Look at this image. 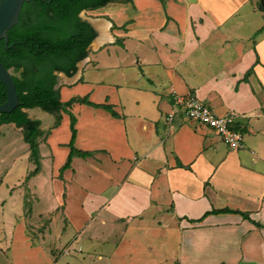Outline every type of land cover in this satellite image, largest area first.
<instances>
[{
  "label": "crops",
  "instance_id": "0c3cea01",
  "mask_svg": "<svg viewBox=\"0 0 264 264\" xmlns=\"http://www.w3.org/2000/svg\"><path fill=\"white\" fill-rule=\"evenodd\" d=\"M259 2L113 0L83 10L96 38L72 76L58 75L60 100L86 96L116 115L67 107L73 145L90 155L61 170L70 116L55 114L39 139V152L48 145V231L29 237L24 220L15 238L0 231L12 264H264ZM172 89L195 94L217 115L234 114L242 147L181 112L167 123ZM214 209L250 219L206 214Z\"/></svg>",
  "mask_w": 264,
  "mask_h": 264
},
{
  "label": "trees",
  "instance_id": "16d2710c",
  "mask_svg": "<svg viewBox=\"0 0 264 264\" xmlns=\"http://www.w3.org/2000/svg\"><path fill=\"white\" fill-rule=\"evenodd\" d=\"M111 1L113 0L26 1L22 5L17 23L7 31L8 48L0 40V62L12 75L20 102L11 112L0 114V125L11 123L22 128V139L28 146V160L34 166L27 174V179L41 170L39 139L44 134L40 121L30 118L27 109L39 107L55 113L57 120L61 110L69 114V153L61 170L70 166L75 155H90V152L74 147L75 117L66 108L76 102L85 103L103 107L116 115L111 105L91 102L86 96L73 97L62 102L60 88H55V72L72 76L77 70V63L88 56V46L96 36L94 28L80 18V12L102 7ZM259 8L264 13V4L259 2ZM5 99V85L0 81V103ZM224 212L240 213L244 218L250 219L247 213L229 209H214L206 214ZM198 220L200 219L196 221ZM253 223L260 226L257 222Z\"/></svg>",
  "mask_w": 264,
  "mask_h": 264
},
{
  "label": "rangeland",
  "instance_id": "374dc122",
  "mask_svg": "<svg viewBox=\"0 0 264 264\" xmlns=\"http://www.w3.org/2000/svg\"><path fill=\"white\" fill-rule=\"evenodd\" d=\"M81 16L89 17L85 11L81 12ZM92 45L93 42L88 46V51ZM58 79L61 80L60 76ZM77 92L83 95L82 89ZM60 95L63 98L62 91ZM27 114L30 118L40 121V128L44 134L56 119L55 113L39 107L28 109ZM63 114H65L63 118L69 116L67 112ZM21 132V127L11 123L0 125V231L3 230L6 235L13 232L12 237L15 238L19 231L17 225H20V220H24L26 234L29 237L37 234V239L48 231V158L45 156L48 145L45 142L40 144V153L43 156L42 172L31 177L32 179H27V174L34 166L26 159L28 146L23 141ZM2 243L0 239V250L1 247L4 250L0 251V264H12L10 249L7 251ZM44 244L48 248V235L44 239Z\"/></svg>",
  "mask_w": 264,
  "mask_h": 264
},
{
  "label": "built area",
  "instance_id": "2783aa9c",
  "mask_svg": "<svg viewBox=\"0 0 264 264\" xmlns=\"http://www.w3.org/2000/svg\"><path fill=\"white\" fill-rule=\"evenodd\" d=\"M171 91L173 109L165 115L167 123L170 124L174 115L181 112L187 120L213 130L230 148L242 147L243 133L234 127V114L217 115L205 100L198 98L195 94H178L174 89Z\"/></svg>",
  "mask_w": 264,
  "mask_h": 264
},
{
  "label": "water",
  "instance_id": "95a60500",
  "mask_svg": "<svg viewBox=\"0 0 264 264\" xmlns=\"http://www.w3.org/2000/svg\"><path fill=\"white\" fill-rule=\"evenodd\" d=\"M26 1L29 0H0V40L4 41L5 46H7L8 43L7 31L14 24L17 23L22 5ZM261 3L263 4L264 0H261ZM79 16L81 19L88 22L86 18L81 16V12ZM95 38L96 36L94 37V39ZM78 63H77V67H78ZM55 73L57 75L64 74L62 72H55ZM0 81L5 85V89H6V99L0 103V114H1V113L11 112L20 104V102L18 100V96L15 89V83L12 78V75L1 62H0ZM58 87H59V83L57 82L55 88L57 89Z\"/></svg>",
  "mask_w": 264,
  "mask_h": 264
},
{
  "label": "flooded vegetation",
  "instance_id": "af4514ba",
  "mask_svg": "<svg viewBox=\"0 0 264 264\" xmlns=\"http://www.w3.org/2000/svg\"><path fill=\"white\" fill-rule=\"evenodd\" d=\"M57 80H58V75H57Z\"/></svg>",
  "mask_w": 264,
  "mask_h": 264
}]
</instances>
